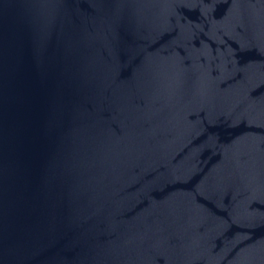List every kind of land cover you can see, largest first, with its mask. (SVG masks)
Returning a JSON list of instances; mask_svg holds the SVG:
<instances>
[{
	"label": "water",
	"instance_id": "95a60500",
	"mask_svg": "<svg viewBox=\"0 0 264 264\" xmlns=\"http://www.w3.org/2000/svg\"><path fill=\"white\" fill-rule=\"evenodd\" d=\"M0 264H264V0H0Z\"/></svg>",
	"mask_w": 264,
	"mask_h": 264
}]
</instances>
